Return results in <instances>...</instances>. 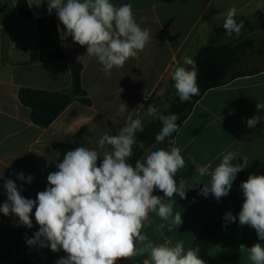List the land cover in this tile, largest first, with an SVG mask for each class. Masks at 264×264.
Segmentation results:
<instances>
[{
  "label": "crops",
  "instance_id": "1",
  "mask_svg": "<svg viewBox=\"0 0 264 264\" xmlns=\"http://www.w3.org/2000/svg\"><path fill=\"white\" fill-rule=\"evenodd\" d=\"M28 2L32 19L22 17L17 0H0V206L7 201L3 187L7 179L17 184L22 196L35 200L67 151L82 146L96 148L104 133L116 135L131 119L139 118L144 124L149 118L148 105L160 112L167 110L177 95L171 72L187 67L184 58H193L212 42L217 30L223 28L228 10L235 7V19L243 21V28L239 35L231 36L224 30L218 42L230 40L234 45L252 44V48L246 49L243 61L233 70L238 77L208 90L175 137L186 162L174 177L177 184L181 179L186 181V197L174 194V213L181 212L183 223L171 233L165 229L162 236L155 228L162 221L150 213L154 224L142 232L155 243H163L164 237L173 245L182 240L185 250H198L206 264H253L247 249L240 246L264 245V241L258 240L254 228L240 225L238 215L244 201L241 182L250 174L264 175V109H257L258 103L264 104V0H111L116 6L130 3L137 23L151 34L139 56L130 58L122 68L114 67L111 75L104 73L95 57L77 59L87 55L86 46L64 37L66 29L55 9L49 14L48 0ZM47 15L57 18L66 61L40 62L36 19ZM74 64L83 66L82 86L90 105L74 100L48 128L35 125L31 109L19 99V90H68ZM161 89L165 90L163 95H159ZM121 102L128 108L122 115L117 113ZM255 115L261 120L249 128L247 120ZM225 150L246 155L249 164L237 174L229 194L218 201L211 193L207 197L201 194L210 177H198L195 167L211 162L214 168ZM101 162L102 158L97 165ZM21 172L24 181L18 178ZM29 175L33 177L30 184L26 182ZM153 195L164 194L155 190ZM34 212L30 214L31 229L19 224L13 214L0 212V257H30L33 264L48 262L39 244L26 243L39 230ZM228 212L237 217L235 222L225 221ZM65 256L58 255L55 260ZM143 258L122 259L117 264H142Z\"/></svg>",
  "mask_w": 264,
  "mask_h": 264
},
{
  "label": "clouds",
  "instance_id": "2",
  "mask_svg": "<svg viewBox=\"0 0 264 264\" xmlns=\"http://www.w3.org/2000/svg\"><path fill=\"white\" fill-rule=\"evenodd\" d=\"M53 9L66 29L64 37L70 36L73 42L86 46L87 55L77 59L95 57L106 75H111L114 67L122 68L130 58H137L151 39L149 29L137 23L130 3L116 6L111 0H48L49 14ZM236 13L235 7L230 8L223 21L228 36L239 35L243 28V21L235 19ZM184 64L190 67H177L170 74L182 103L200 95L196 61L185 57ZM164 91L161 89L159 95ZM257 109H264V104L258 103ZM127 111V105L121 102L117 113ZM146 114L161 122L155 141L167 140L169 148L145 149L143 141L136 139L137 133L144 130L143 122L131 119L116 135L104 133L96 148L82 146L67 151L56 165L58 170L48 174V186L37 193L35 200L22 196L12 179L6 180L3 187L7 201L0 206V212L5 216L13 214L19 224L31 229L30 214L35 209L39 230L27 239L29 246L39 244L53 252L62 250L66 256L56 264H117L137 256L144 257L142 264H206L198 250H185L182 240L173 245L164 237L163 243H155L142 232L154 224L150 213L162 221L155 224L162 236L165 229L171 233L179 228L182 214L174 213V194L185 198L187 189L184 179L178 184L174 179L186 162L177 141L169 139L180 130L179 115H164L153 105H148ZM260 120L261 116L255 115L247 120V126L254 128ZM137 146L145 149V155L133 165L129 160ZM220 157L214 168L211 162L195 167L198 177H210L201 194L207 197L211 193L218 201L229 194L237 174L249 164L246 155L241 157L235 151L225 150ZM238 158L243 163H237ZM18 178L24 181V173H19ZM32 180L29 175L26 182L30 184ZM240 188L244 201L239 223L254 228L258 240L264 241V175L250 174ZM155 190L164 195H153ZM224 219L235 222L237 217L228 212ZM245 248L253 264H264V245L257 242L251 247L240 246L241 250Z\"/></svg>",
  "mask_w": 264,
  "mask_h": 264
},
{
  "label": "trees",
  "instance_id": "3",
  "mask_svg": "<svg viewBox=\"0 0 264 264\" xmlns=\"http://www.w3.org/2000/svg\"><path fill=\"white\" fill-rule=\"evenodd\" d=\"M17 6L22 17L26 19L33 18L28 0H17ZM36 25L39 32L40 62L53 63L66 61L67 55L61 44L56 16L47 15L39 17L36 19ZM223 31L224 28L218 29L212 42L199 50L192 58L196 61L199 69L198 84L200 95L193 97L190 102L183 103L180 101L178 95H176L171 100L169 108L161 112L164 115L171 113L178 114L179 120L177 123L179 128L208 90L226 85L232 79L238 77L234 74L233 70L243 61L246 49L252 48V44L243 43L234 45L232 43H219L218 38ZM82 72L83 66L81 64L71 66L72 86L68 90L56 92L31 88H21L19 90V99L24 106L31 109V119L35 125L44 129L48 128L74 100H79L85 105H90V99L82 86ZM150 119L149 122L144 124V130L137 133V141H143L145 149H150L155 145L159 148H169L167 140L163 143L155 141V136L162 125L158 119L151 117ZM176 134L173 133L169 139H175ZM145 149H141L138 146L134 147V155L130 158L129 162L134 165L136 159H140L145 155ZM42 248L49 264H56L58 260H55V257L65 254L62 250L53 252L50 247ZM0 264H33V261L30 257L8 260L6 256H3L0 257Z\"/></svg>",
  "mask_w": 264,
  "mask_h": 264
},
{
  "label": "rangeland",
  "instance_id": "4",
  "mask_svg": "<svg viewBox=\"0 0 264 264\" xmlns=\"http://www.w3.org/2000/svg\"><path fill=\"white\" fill-rule=\"evenodd\" d=\"M230 42V40H225L223 43L224 44H226V43H229ZM170 102H171V100H170ZM151 119H150V117L148 118V120L144 123V124H146L147 122H149ZM143 124V125H144ZM151 150H156V149H159V147L157 146V145H155V146H153V147H151L150 148ZM46 264H49V262H46Z\"/></svg>",
  "mask_w": 264,
  "mask_h": 264
}]
</instances>
